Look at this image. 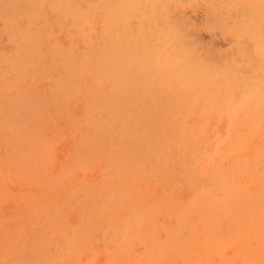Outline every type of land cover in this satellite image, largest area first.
I'll use <instances>...</instances> for the list:
<instances>
[{"label":"rangeland","instance_id":"374dc122","mask_svg":"<svg viewBox=\"0 0 264 264\" xmlns=\"http://www.w3.org/2000/svg\"><path fill=\"white\" fill-rule=\"evenodd\" d=\"M0 264H264V0H0Z\"/></svg>","mask_w":264,"mask_h":264},{"label":"bare ground","instance_id":"6f19581e","mask_svg":"<svg viewBox=\"0 0 264 264\" xmlns=\"http://www.w3.org/2000/svg\"><path fill=\"white\" fill-rule=\"evenodd\" d=\"M125 126V125H124ZM8 127V126H7ZM124 128V127H123ZM123 131V130H122ZM5 136V135H4ZM6 138V137H5ZM136 142V141H135ZM8 147V146H7ZM14 149V148H13ZM13 152V151H12ZM16 153V152H15ZM17 155V154H16ZM13 158V157H12ZM6 161V160H5ZM6 165V164H5Z\"/></svg>","mask_w":264,"mask_h":264}]
</instances>
